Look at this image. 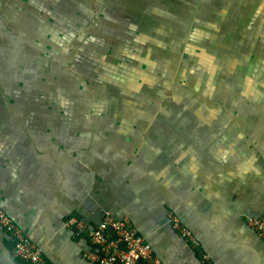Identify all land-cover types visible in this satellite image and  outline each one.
Here are the masks:
<instances>
[{
	"label": "crops",
	"instance_id": "1",
	"mask_svg": "<svg viewBox=\"0 0 264 264\" xmlns=\"http://www.w3.org/2000/svg\"><path fill=\"white\" fill-rule=\"evenodd\" d=\"M12 2L17 10L0 0V9L8 13L4 25L13 31L9 36L0 30V207L46 260L98 264L85 255L96 249L88 232L109 212L128 218L163 264H264V238L247 222L264 216V77L227 81L219 92L216 71L204 74L198 67L171 81L174 93L160 109L102 104L122 99L117 93L130 100L164 96L165 79L136 66L150 68V52L167 50L163 36L178 37L181 31L190 35L181 64L210 60L213 55L202 51L218 34L239 29L246 15L231 19L229 10L235 5L245 11L247 2L99 0L109 7L99 11L101 27L94 30L95 23L83 22L86 34L80 42L73 40L72 30H62L70 28L62 17L49 18L70 0ZM149 3L161 14L149 15ZM43 27L50 31L40 33ZM150 34L159 36L157 46L146 47L142 63L129 64L121 55L115 65L109 60L114 51L130 60L132 48L145 44L138 35ZM182 40L174 43L178 53ZM96 49L103 51L100 59ZM214 52L225 53L221 47ZM104 61L109 77L103 75ZM164 61L163 73L170 63ZM209 63L213 69L217 64ZM114 67L125 68L119 73L124 81L128 70L140 84L119 88L122 80ZM196 84L204 85L201 98L186 87ZM152 85L156 90L150 92ZM218 96L223 106L214 101ZM92 98L98 102L90 108ZM169 114L171 124L160 122ZM171 213L198 246L173 228ZM72 217L81 225L69 223ZM0 264H30L12 255V239L1 227Z\"/></svg>",
	"mask_w": 264,
	"mask_h": 264
},
{
	"label": "rangeland",
	"instance_id": "2",
	"mask_svg": "<svg viewBox=\"0 0 264 264\" xmlns=\"http://www.w3.org/2000/svg\"><path fill=\"white\" fill-rule=\"evenodd\" d=\"M235 1H239V0H235ZM248 1L250 0H244L245 3L247 2L245 11L241 9H236L235 5H233L235 9L231 8L229 10V15L231 19H235L237 15H241L243 13L242 15H246L245 16L246 21L240 22L239 29L233 30L232 34H228V35L218 34L215 39L210 40L208 47H210L211 50L207 49L206 51H202L206 54L213 55V56H208L210 60L203 57V59L206 60L207 62L203 61L202 63H200V62L190 59V61L185 60V63L181 64L182 59L185 58V53H187V50L185 51L186 44L188 40L190 39V35L186 34L187 32L181 31L180 35L176 34L178 37L163 36L164 39L166 40L165 43H166L167 50L162 49L158 52H154V51L150 52L151 53L150 54L151 62L149 64L150 68L145 69V67L136 66L138 69H141L142 72L148 71L150 74L161 76L165 79L167 86H165L166 88H164L162 91V92L166 91V94L164 96L160 97L159 94L153 93L157 95L156 96L154 95L155 97L154 96L152 97V95L148 94V95H145L141 99L130 100L129 96H127V99L123 97L124 93H117V96H121L122 99L118 101H109V100L103 99L102 100L103 106L104 104H106V108H111L112 106H115L114 103L117 102L119 106L128 107V108L129 106L135 109H141L142 107L156 106L157 108L160 109L163 106V103L165 101L164 98L168 99L174 93L171 87L173 86L171 84V81L173 80L175 82V80L176 81L177 79L179 80V78L181 77V73H184L185 71H188V72L195 71L198 67L200 68L199 70H202L204 74H207L208 69H211L214 72L216 71L217 79L215 80L216 81L215 87H216V90L219 92L221 91L222 88H227L228 86V84L226 83L227 81L235 83L237 79L242 81V77L247 79L249 78V75H252V74H255L256 76L255 81H257V77H264V0H251L252 2H248ZM9 2H11L9 3V6L11 7L7 5V8L11 11H14V8L15 9L17 8V3L12 2V0H9ZM140 4H142V2H140ZM154 4L155 3H151V4L149 3V4H146L145 7L148 9L147 12L149 15L158 16L159 14H161L160 13L161 8H159L157 5H154ZM129 5L132 6L133 8H137L138 6H140L139 4H136V3L135 4L129 3ZM48 9L51 10V5L48 6ZM254 17L257 18V21H255L256 18L254 19ZM145 20L147 23H151L152 21H154V20L149 21L147 19ZM184 21L185 20H183V24H184ZM28 22H27V25L30 24V22L29 23ZM160 23H163V21H161ZM176 32L178 33L179 29H177ZM236 32H238L239 35L236 34ZM138 37H140L141 39H145V44L143 46H140L138 50L132 48L134 55L130 60L125 59V56L128 55L127 53H123V52L118 53L114 51L115 54H107L109 60L114 61L113 65H115V62H117V60L122 61V59L124 61H127L129 64H132V62L142 63L141 55L144 53L146 47H150L151 49L156 48L157 46L156 42L158 41V37H159L158 35L150 34V36L143 35V37L141 35H138ZM178 39H183L181 42L182 43L181 53H178L177 51H175L177 46H174V43H178ZM58 41L59 40H53L52 43L56 45H61V44H58ZM102 42L104 43V39H102ZM7 43H8V38H7ZM69 44H70V48H74V46L72 45L73 43L71 44V41L69 42ZM159 46H160V43H159ZM219 47H221L225 53L218 54L219 53L218 52L216 54L214 52V49L219 48ZM141 48H144V50H141ZM96 51L98 52V55L96 57L100 59V55L103 53V51L99 49H96ZM119 55L122 56V59L116 58ZM222 55L225 58V60H223L224 58H222ZM127 57L130 58V56H127ZM92 58H94V56ZM164 58L165 59L168 58L170 60V63L167 64L168 70L165 71V73H163L164 68H162V65H165ZM213 60L214 61L216 60L217 62V64H212V66L215 67L214 69L208 67V66H211L209 62H212ZM173 63H175V65H173ZM108 67L109 65H107L104 61L103 62V75L107 77H109ZM124 69H125L124 67H122L121 70L114 67L115 75L118 76L119 80H122V83L119 85V88L124 86L126 87V89L129 90L130 87L132 86V83L139 85L140 81H137L138 83H136L135 82L136 80H134L132 77L131 71H128V70H127V75H126L127 81H124L125 77L123 75L120 76L119 74L120 71H123ZM134 71L137 72V69H134ZM167 72H171L170 77H168ZM135 75L138 76V74H135ZM187 75L189 76V74ZM261 79H264V78H261ZM186 87L190 88L191 91H193L199 98H201L203 94L202 89L204 88V85H201L200 87L197 85V88L195 86V89H193V87H190L189 85H187ZM161 88L163 87L160 86V91L162 90ZM151 90L152 91L156 90L153 85L152 87L149 88L150 92ZM149 96H151V98H149L150 100L146 99ZM157 97H159L160 99L159 102L157 101ZM218 98L219 99L217 100L214 99V101H217L218 105H221L222 96H218ZM185 99L187 102H190L193 99V96H191L188 99L187 98ZM97 102H98L97 100L92 98L91 101L89 102V107L93 108ZM100 102L101 101H99V103ZM188 106H190V103ZM141 117L142 116L138 117V119ZM172 119H173V115L169 114L168 121H164V119H160L161 120L160 122H163L165 124H171L169 122H172ZM138 123H141V122L138 121Z\"/></svg>",
	"mask_w": 264,
	"mask_h": 264
},
{
	"label": "built area",
	"instance_id": "3",
	"mask_svg": "<svg viewBox=\"0 0 264 264\" xmlns=\"http://www.w3.org/2000/svg\"><path fill=\"white\" fill-rule=\"evenodd\" d=\"M69 223L81 225L76 218H70ZM170 222L174 229L193 246H198V241L190 230L183 226L179 219L170 214ZM248 225L264 238V216L248 217ZM0 227L12 239V255L30 264H50L43 256L42 249L29 239L22 229L14 222L11 216L0 207ZM114 235L112 238L109 232ZM95 250L85 255L98 264H163L154 253L151 244L133 226L128 218H115L106 212L101 222L88 232ZM203 260H208L206 253L202 254ZM215 264V263H211Z\"/></svg>",
	"mask_w": 264,
	"mask_h": 264
},
{
	"label": "flooded vegetation",
	"instance_id": "4",
	"mask_svg": "<svg viewBox=\"0 0 264 264\" xmlns=\"http://www.w3.org/2000/svg\"><path fill=\"white\" fill-rule=\"evenodd\" d=\"M83 1L84 0H70V4L67 5L64 3L62 7L63 10L61 12H54L52 13V15H49V18H51V16L58 18L62 17L63 21L70 26V28L68 29L64 28L62 30H68V31L72 30L74 33L73 37L75 36L73 39L75 42L82 41V36L86 34L83 30V27L85 25L90 26L91 24L94 25L95 23L94 30H96L97 28L99 29V27H101V20H102L100 19L99 11L103 10L107 12L109 8L108 5H105V3H99L98 2L99 0H85V3ZM65 6L68 7L70 10H65ZM7 15H8L7 10L5 9V11H3V9L1 8L0 30L5 32L7 35L11 36L13 33L12 29L4 25V18L6 19ZM83 22H85V25L83 24ZM88 26L86 27V29L88 28ZM90 29H92V27H90ZM90 29H87V31ZM55 30L56 29H54V31ZM140 30H141L140 28L136 29V31L138 32H140ZM49 31L50 28L43 27L40 33L46 34V32ZM89 34H94V33H89ZM73 37L70 38L72 39Z\"/></svg>",
	"mask_w": 264,
	"mask_h": 264
}]
</instances>
